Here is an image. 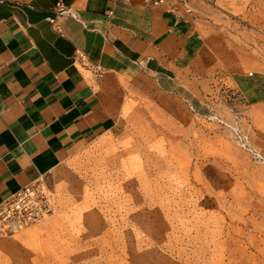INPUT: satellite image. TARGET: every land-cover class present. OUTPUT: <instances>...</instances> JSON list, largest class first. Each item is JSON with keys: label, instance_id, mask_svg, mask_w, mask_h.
<instances>
[{"label": "rangeland", "instance_id": "1", "mask_svg": "<svg viewBox=\"0 0 264 264\" xmlns=\"http://www.w3.org/2000/svg\"><path fill=\"white\" fill-rule=\"evenodd\" d=\"M195 1L180 117L134 96L46 179L51 214L0 232V264H190L187 235L207 227L264 264V0Z\"/></svg>", "mask_w": 264, "mask_h": 264}, {"label": "crops", "instance_id": "2", "mask_svg": "<svg viewBox=\"0 0 264 264\" xmlns=\"http://www.w3.org/2000/svg\"><path fill=\"white\" fill-rule=\"evenodd\" d=\"M190 7L0 0V202L32 181L50 189L46 179L134 96L180 117L181 67L201 11L195 0Z\"/></svg>", "mask_w": 264, "mask_h": 264}, {"label": "built area", "instance_id": "3", "mask_svg": "<svg viewBox=\"0 0 264 264\" xmlns=\"http://www.w3.org/2000/svg\"><path fill=\"white\" fill-rule=\"evenodd\" d=\"M170 0H145L148 5L167 3ZM185 4L188 12L192 0H177ZM59 14L63 15L67 9L62 3ZM54 21V20H52ZM53 197L51 190L41 181H32L8 198L0 202V232L8 233L20 230L42 222L52 212Z\"/></svg>", "mask_w": 264, "mask_h": 264}, {"label": "bare ground", "instance_id": "4", "mask_svg": "<svg viewBox=\"0 0 264 264\" xmlns=\"http://www.w3.org/2000/svg\"><path fill=\"white\" fill-rule=\"evenodd\" d=\"M194 231L195 232L191 231L187 235L188 241L186 240L192 246L196 243L190 249L193 253L195 251L194 247L198 250V254L194 255L190 264H242V256L244 257V254L247 255L248 253L244 252L237 242H233L230 245L227 244L226 241L230 242V240H223V235L226 232L223 228L217 231L207 227V229H196ZM213 245L215 248L210 250ZM180 250L183 251V248ZM187 251V248H185L184 252ZM132 255L133 254H127L125 252L122 258H116L115 260L111 257L105 258L107 260L106 264H144L146 263V260H148L143 253H140L139 257ZM184 256L185 255H182V258H185ZM186 259H184V262ZM150 260H153L151 264H160L159 262H156L153 257Z\"/></svg>", "mask_w": 264, "mask_h": 264}]
</instances>
